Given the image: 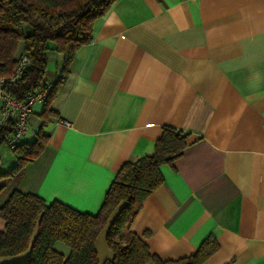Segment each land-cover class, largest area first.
Masks as SVG:
<instances>
[{
    "label": "crops",
    "instance_id": "obj_1",
    "mask_svg": "<svg viewBox=\"0 0 264 264\" xmlns=\"http://www.w3.org/2000/svg\"><path fill=\"white\" fill-rule=\"evenodd\" d=\"M62 61L49 52L46 82ZM49 107V141L19 175L0 177V205L17 189L95 213L120 166L150 154L171 125L188 133L187 145L161 166L163 181L130 229L147 232L162 259L213 235L218 248L202 264H264V0H115ZM43 108L34 103L21 141L33 138ZM15 162L0 158V171ZM105 231L94 242L99 263L111 256Z\"/></svg>",
    "mask_w": 264,
    "mask_h": 264
},
{
    "label": "trees",
    "instance_id": "obj_2",
    "mask_svg": "<svg viewBox=\"0 0 264 264\" xmlns=\"http://www.w3.org/2000/svg\"><path fill=\"white\" fill-rule=\"evenodd\" d=\"M114 1L0 0V76H9L22 55L28 59L20 78L4 83L5 93L24 100L46 83L49 52L63 55L59 76L39 114L40 126L31 140H20L14 148L16 162L0 171V177L19 175L48 143L49 134L42 127L57 114L49 107L50 98L68 74L78 50L91 42L94 21ZM11 131V126L0 130V143ZM187 135L163 125L150 154L120 166L95 213L79 211L58 200L46 203L39 195L13 189L0 205V218L5 222L0 229V256L29 248L24 259L8 264H202L218 248L213 235L189 255L162 259L150 252L144 240L147 232L137 234L130 229L144 199L163 181L161 166H171L182 154ZM104 228L111 256L99 263L94 242ZM57 242L68 247L66 255L55 247Z\"/></svg>",
    "mask_w": 264,
    "mask_h": 264
},
{
    "label": "built area",
    "instance_id": "obj_3",
    "mask_svg": "<svg viewBox=\"0 0 264 264\" xmlns=\"http://www.w3.org/2000/svg\"><path fill=\"white\" fill-rule=\"evenodd\" d=\"M28 63L25 55H22L13 67L9 76H0V130L11 126L12 131L6 138V144L15 148L21 140V136L28 128V118L32 107L36 102H43L49 95L54 82H46L35 92L29 94L24 100H17L3 91V85L7 81H17Z\"/></svg>",
    "mask_w": 264,
    "mask_h": 264
},
{
    "label": "rangeland",
    "instance_id": "obj_4",
    "mask_svg": "<svg viewBox=\"0 0 264 264\" xmlns=\"http://www.w3.org/2000/svg\"><path fill=\"white\" fill-rule=\"evenodd\" d=\"M24 31L26 32V30H24ZM50 75H51V73H49V76ZM10 155L16 156L14 148H11L8 144H6V141L1 142L0 143V158H1V160L5 161L8 157H10Z\"/></svg>",
    "mask_w": 264,
    "mask_h": 264
}]
</instances>
